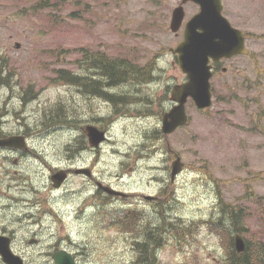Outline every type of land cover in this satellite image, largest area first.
I'll list each match as a JSON object with an SVG mask.
<instances>
[{
	"label": "rangeland",
	"instance_id": "1",
	"mask_svg": "<svg viewBox=\"0 0 264 264\" xmlns=\"http://www.w3.org/2000/svg\"><path fill=\"white\" fill-rule=\"evenodd\" d=\"M42 1L0 0V50L5 49L2 57L9 69L19 72L14 85L21 91L5 131L27 135L30 129L33 136L32 153L20 166L12 162L14 154L0 151V220L24 213L23 206L6 208V197L14 196L15 177L21 182V197L39 198L49 208L42 228L20 233L18 253L29 264H56L51 249L58 243L78 264H136L140 256L130 245L140 241L154 247L151 264H223L224 247L214 221L236 234L223 203L243 209L246 231L241 234L246 240L255 235L264 239V0H223L225 16L248 35L251 55L226 62L227 74L211 80L212 108L200 111L189 100L188 125L167 138L162 117L172 108V88L186 80L169 52L178 44L169 27L175 2L51 0L50 7L33 15L31 9ZM194 12L195 7H187L186 19ZM58 47L65 53L53 55ZM78 49H89V57ZM96 55L126 60L141 69L134 72L151 70V79L133 81V75L127 86L116 89L128 96L116 109L101 100L91 109L80 104V126L96 121L108 129L109 141L79 156L75 90L51 79L54 68L77 72L80 60L90 68L89 59ZM27 87L30 96L37 97L22 114L28 117V127L25 120L16 123L19 99ZM55 104L60 107L48 109ZM51 115L64 125L52 127L54 122L47 121ZM105 117L104 124L97 121ZM177 156L184 170L172 181ZM94 162L96 178L135 195L94 196L96 184L74 174L61 190L51 189L52 168ZM53 209L61 219L52 217ZM123 217L122 228L116 222ZM177 225L183 232L189 226L192 234L184 232L183 238ZM33 237L39 244L28 243ZM143 261L139 264H149Z\"/></svg>",
	"mask_w": 264,
	"mask_h": 264
},
{
	"label": "water",
	"instance_id": "2",
	"mask_svg": "<svg viewBox=\"0 0 264 264\" xmlns=\"http://www.w3.org/2000/svg\"><path fill=\"white\" fill-rule=\"evenodd\" d=\"M192 1L200 8L186 24L183 41L174 49L178 55V66L187 81L173 87L171 100L175 103L172 109L162 119V132L165 137L173 134L177 129L187 126L188 115L186 104L191 98L197 109L206 110L212 107L213 97L211 91V78L213 76L211 60L218 61L223 58L231 59L234 56L248 55L246 39L243 31L234 28L230 21L223 15L224 5L222 0H184L183 3ZM185 12L183 6L174 12L171 30L177 32L183 24ZM20 44H17V48ZM90 144L99 147L107 137L104 131L95 126L86 128ZM0 148L25 149L26 143L21 137H10L0 140ZM184 168V163L179 156L172 163L171 180L174 181ZM77 175L90 176L89 169H78ZM68 179L67 171H59L52 176L53 186L60 188ZM108 195L127 198L128 193L110 186L99 184ZM148 200L154 197L146 196ZM35 241L32 240L31 243ZM11 239L0 236V256L5 264H25L23 259L16 255L10 247ZM234 246L237 253H244L247 248L244 237L236 234ZM57 264H76L74 257L60 251L53 256Z\"/></svg>",
	"mask_w": 264,
	"mask_h": 264
},
{
	"label": "flooded vegetation",
	"instance_id": "3",
	"mask_svg": "<svg viewBox=\"0 0 264 264\" xmlns=\"http://www.w3.org/2000/svg\"><path fill=\"white\" fill-rule=\"evenodd\" d=\"M171 1L175 2V4L173 5V8L171 10V18H170V23H169V27L171 26L172 23V19H173V14L175 12V10L181 6L184 7L185 10V20L184 23L186 21H188L195 13L198 12L199 10V6L196 5L193 2H188L184 5L183 4V0L181 1H175V0H164V3H169L171 4ZM224 4V1H223ZM187 7H195V12L189 16L187 19ZM225 7V6H224ZM170 9V8H169ZM223 15L224 11H223ZM226 17V16H225ZM227 18V17H226ZM168 17H167V22H168ZM230 21V20H229ZM231 22V21H230ZM184 23L183 25L180 27V29L177 32H172L174 34V36H176V38L178 39V44L181 43L183 41V35H184ZM232 26L235 27L233 25V23L231 22ZM169 52L171 54H173L174 56H176L177 58V54L174 52V48H170ZM251 53L248 55L250 56ZM89 57V55L87 56ZM239 57V56H236ZM233 57L231 59H220L218 61H212L211 65H212V69H213V78L220 76V73H222L223 75H226L229 68L226 67V62L231 61L232 59L236 58ZM89 62H91V59L89 60ZM91 65H93L91 63ZM78 66H80V69H78L77 72L74 73V84H73V89L75 90V96H76V105L75 108L78 110V122H79V134L77 138L81 137V145L79 146L78 143V150H79V156H82V154H84V152H86L87 150L89 151H97L98 149H100L102 147V145L99 148H95L94 146H92L89 142L88 139V135L86 133V128L89 125H94L96 127H98L97 125H99V123H97L96 121L92 122L91 120L87 121V124L85 126H80L81 122H80V116L82 115V109L80 108V104L83 103L84 105L88 106L89 109H91V105L93 102H96L97 100H101L103 102H106L108 104H110V107L115 108L118 105L121 104H126L128 102V96L127 95H123L121 93L115 92L116 89L121 88L123 86H127L128 82H124V83H118L115 84L113 83L112 80V76L105 72V70H103L102 68H87V66L84 64V62L82 60L78 61ZM86 66V67H85ZM10 73V72H9ZM2 78L0 79V139H5V138H9V137H22L24 139V141L26 142V148L25 149H18V148H7V149H0L1 153L2 152H6V154H14V159H13V163L16 165L18 164V166L21 165L24 157L26 155H28V153H32L31 150V146H30V138H32L33 136L29 133L30 129H26L27 131V135H23V134H18V133H12V134H8L6 133V127H7V120L10 117L12 111L14 110V105H13V101L15 100L16 97V93H20L21 91L18 89L17 86L15 85H5V80L8 76L7 73H5L3 75V73H1ZM9 75L10 78H12V83L14 82L15 77L18 76V73H10ZM213 89V86H212ZM31 90L30 88H25L24 91L22 92V95L20 96V107L18 108V113H16V123L19 125L23 124L22 120L26 121V126L28 127V117L23 116V113L27 112V108L28 106L31 104L32 100V96H30ZM214 96V95H213ZM116 97L114 100L113 98ZM36 101V100H35ZM172 103V102H171ZM174 104L172 103V106ZM117 111V110H116ZM20 117H22L23 119H21ZM110 118V117H108ZM103 119V121H102ZM97 121H101L102 124H104L103 122H107V118H101V120H97ZM100 126V125H99ZM101 131H104L105 134L108 136V129L106 127H98ZM83 138V140H82ZM77 142L79 141V139L76 140ZM109 141V139L107 138V140L105 142ZM97 161V159L95 160V162ZM89 165V166H84V165H80L77 163L73 164L72 166L69 167H54L51 169V173L50 176L52 177V175L60 170H64L67 171L69 174V177L75 174V171L78 169H89L90 170V176H86L84 174H79L77 176L79 177H83V178H88L89 181H92L93 183L96 184V191L94 193V196H105L106 199H110V197L108 195L105 194V192L98 187L99 183L105 184L102 181L99 180V178L95 177V171H94V164ZM68 181V180H67ZM20 181L17 177H15V181H14V186L13 188H15L14 190V196L13 197H8L6 198V201L9 203L8 206L6 207L8 210H11L14 206L16 207H21L23 206V211L24 213L21 215H18L17 218H12L11 220H5L4 222H2L0 220V235L3 236H7L10 237L12 239V249L14 250V252L18 253L17 250V238L20 235V233L30 227V228H42L43 227V220L46 217V215L48 214L47 212L49 211V208H47L46 204L43 202V200H40L39 198L35 199L34 201L31 198H24L21 197V194L18 193V190L20 189ZM54 189V186L51 182V189ZM62 189V188H61ZM58 189L57 191L61 190ZM10 190V189H9ZM55 190V189H54ZM129 199V198H127ZM157 200V199H156ZM33 208L37 209V212H33ZM54 213L52 214V217H54L56 220L61 219V216L56 212L55 209H53ZM47 213V214H46ZM26 223V225H25ZM35 238V237H33ZM36 239V238H35ZM37 240V244H39V240ZM150 241H152L151 239H149ZM28 243H30L28 241ZM152 243V242H151ZM143 244L147 245V250L148 252L144 251L145 247H143ZM131 249L134 252L138 253V256H140L139 259L136 260V264L139 263H143V257L146 259L145 262L151 264L152 260L154 259V254L153 252L154 247L153 245H151L148 242H140V241H136L131 243L130 245ZM62 248L60 247V245L58 243H55L52 246L51 249V253L52 255L54 253H56L57 251L61 250ZM19 254V253H18ZM143 255V256H142ZM153 258V259H151ZM25 260V259H24ZM26 263L27 260H25Z\"/></svg>",
	"mask_w": 264,
	"mask_h": 264
},
{
	"label": "trees",
	"instance_id": "4",
	"mask_svg": "<svg viewBox=\"0 0 264 264\" xmlns=\"http://www.w3.org/2000/svg\"><path fill=\"white\" fill-rule=\"evenodd\" d=\"M51 0H45L42 1L37 7H34L31 9L30 12H32V14L34 15V13L36 11L42 10L41 8L43 7H50ZM23 11H21L22 13ZM76 14V13H74ZM74 14H72L73 17ZM82 51H86V50H82ZM53 55L58 54V56L62 55L65 53V50L61 47H58L57 49L53 50ZM87 54H85L86 57ZM98 55V53H97ZM95 56L94 61H93V67L94 68H102L103 70H105V72L109 73L112 76V80L114 85L118 84V83H124V82H131V79L133 77V75H136L133 77V81L134 80H141V81H149L151 78L148 77V75L151 73V70L145 69L144 71L142 70V72H134L137 70H141L138 69L136 66H133L130 62L123 60V59H112V58H107V56ZM60 61V58L57 59V62ZM9 61H5L3 64V68L8 69L9 65H8ZM12 70H14L12 68ZM54 72L56 74L55 78L51 79V82L53 84H56L58 82H65L67 84H74V74L66 69L63 68H54ZM143 75L141 76L140 74ZM10 76H8V78L6 79L5 83L9 84L10 81ZM49 78V77H48ZM139 78V79H138ZM116 97L113 98V100ZM58 106V105H57ZM56 106V107H57ZM60 106V105H59ZM58 108V107H57ZM57 110V109H56ZM54 113V111H53ZM52 115L47 117V121L50 122H54L51 126H54L56 124H61V123H65V122H61V121H57L58 119L56 118H52ZM223 203V202H222ZM224 205H226V207L224 208V210L226 212H229V215L227 216V218L230 221V224L234 230L235 233H243L244 231H246V227L244 225L241 224V220L243 218V209L240 208L239 213L234 211L231 208V205L228 203H223ZM231 208V209H230ZM128 215V214H127ZM128 217H130V215H128ZM222 220V219H220ZM115 221V220H114ZM124 217L123 219L120 218L118 220V222H116V224L120 225L122 228V224L124 223ZM224 222V221H223ZM134 223V222H133ZM214 223H216V228L217 231L219 233V235H221V244L224 247V252H225V256H224V260H223V264H264V239L260 238L258 236H254V240L251 239H247V248L246 251L244 253H237L235 251L234 248V237L232 236V234H230V232L227 230L228 228H224L223 223H218L216 221H214ZM242 226V227H241ZM177 228L179 230V234L181 236H183V238H185V235H191V228L189 226H186V228L184 229L185 235H183V231L182 228L177 225ZM182 231V232H181ZM143 247H145V250H143V252L147 251V245L143 244ZM146 260V259H145Z\"/></svg>",
	"mask_w": 264,
	"mask_h": 264
}]
</instances>
